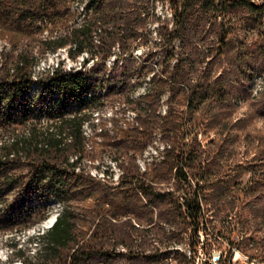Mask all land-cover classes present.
Here are the masks:
<instances>
[{
  "label": "trees",
  "instance_id": "1",
  "mask_svg": "<svg viewBox=\"0 0 264 264\" xmlns=\"http://www.w3.org/2000/svg\"><path fill=\"white\" fill-rule=\"evenodd\" d=\"M158 1L169 3L173 27L162 23L158 28L159 45L163 42L168 48L159 61L164 73L151 71L149 78L135 51L147 43L142 28L148 16L156 15ZM262 1L0 0V38L5 39L0 50V234H17L8 243L11 256L20 264H31L20 244L21 235L45 219L34 213L52 200L61 204L62 211L53 226L36 237L40 249L34 264H166L169 260L187 264L184 252L174 245L183 244L188 233L194 257L205 250L211 258L224 242L230 245L225 261L240 249L230 240L232 231L225 223L214 220L219 208L207 192L215 179L206 146L197 137L176 146L172 141L185 131L180 128L184 124L172 118V107L164 116L158 108L165 93L175 89L183 91L191 117L206 107L228 108L251 93L247 82L255 72L245 68L242 52L229 70L215 74L213 67L228 46L224 30L230 12L246 8L258 15L263 28ZM209 24L217 26L216 38L190 48L195 35ZM43 29L49 35L34 40ZM61 49L72 61L83 57L80 70H66L62 60L54 68L38 71L43 58ZM257 52L252 57H258L264 81V44ZM144 85L147 91L138 102H144L143 107L132 110L136 123L117 133L134 153L133 168L117 164L121 168L117 184L87 172L82 163L88 146L93 143L94 153L100 145L85 130L93 110L115 102L127 105L128 93ZM251 113L264 118V88L251 104ZM101 133L105 141L110 136L108 130ZM157 134L169 140L164 154L146 162L141 172L137 153L146 150ZM166 168L175 170L172 190L158 188V177ZM254 183L260 182L251 180ZM224 190L219 185L215 193ZM156 227L164 232L155 240L157 246L145 247L147 242L135 246L138 233ZM118 245L123 250H117Z\"/></svg>",
  "mask_w": 264,
  "mask_h": 264
},
{
  "label": "rangeland",
  "instance_id": "2",
  "mask_svg": "<svg viewBox=\"0 0 264 264\" xmlns=\"http://www.w3.org/2000/svg\"><path fill=\"white\" fill-rule=\"evenodd\" d=\"M254 1L259 2L261 0ZM155 10L156 15L148 16L146 24L142 28L143 39L147 43H143L135 51L138 65L143 68V74L149 78L152 76L151 71L159 75L164 73L159 61L168 48L167 45L162 46L163 42L159 45L158 28L162 23L169 25L170 29L173 27L169 3L164 4L158 1ZM257 17L256 13L246 8L233 9L230 12L224 30L228 46L225 54L217 59L213 67L215 74L229 70L235 62L237 54L242 52V56L245 57V68L255 72L253 80L247 82L250 85L251 93H247L245 99L235 100L230 107L222 108L220 111L206 107L191 117L187 114V103L183 91L175 89L174 92L165 93L158 108V113L164 116L166 110L172 107V118L176 120L177 124H184L180 128L185 131L179 132L172 141L176 146H181L183 140L189 142L196 137L200 143L206 146L205 157L208 159L207 164L211 170L210 173L215 179L211 185H208L207 192L211 201L219 208L214 213L216 217L214 220L219 222L222 220L232 231L229 233L230 240L238 242L240 246V249L234 250L232 257L228 256L225 264H264V160H262L264 159V118L251 113V104L259 97L264 88V81L260 76L259 59L252 57V54H257L258 48L264 44V26L261 28L260 19ZM217 31V26L209 24L204 28L203 33L200 32L195 35V40L191 42L192 45L189 43V47L195 50L196 42L203 43L216 38ZM36 33L38 35L34 37V40L41 38L39 37L41 35L48 36L50 31L43 29ZM28 41L26 40L24 43ZM4 44L5 39L1 37L0 50ZM176 44L179 45V42ZM62 60L66 70H80L83 63L82 56L76 61H72L68 58L66 49H61L58 54H49L43 58L38 71L49 66L54 68ZM210 61L211 59L208 60V62ZM242 83L244 80H241V85ZM147 88V85H144L130 91L128 95L131 101L127 105L115 102L99 105L93 110L92 121L85 126V130L100 145L97 152L94 153L91 152L93 143L90 142V146H88L87 152L89 154L85 156L82 163L87 172L117 184L121 175V168L117 164L123 163L125 167L133 168L131 159L134 153L128 151V147L123 141L118 140L117 133L136 123V116L132 110L143 107L144 102H141V105L138 102L145 95ZM239 89L242 88L239 86ZM247 115L249 116L245 122L236 123L237 120L246 118ZM223 124L226 125L222 126ZM102 129L108 130L110 133L106 141L101 135ZM168 141V139H161V136L157 134L154 142L146 150L137 153V164L141 172L146 170V162H151L153 157L159 158L164 154ZM174 173L175 170L172 172L167 168L163 169L158 177L161 182L158 188L172 190ZM251 180L260 183L258 186L255 183L251 185ZM219 185L224 186L225 190L221 193H215ZM61 211L62 206L57 200L50 201L47 208H40L34 213L36 218L45 219L21 235L20 244L26 250V257H30L29 262L31 264L37 263L39 257L40 246L36 237L50 228L49 224H46L47 221L55 214L59 215ZM240 222H242L243 228L238 227ZM16 235L13 231L0 234L1 264H9L10 260H15L14 264H20L19 259L11 256L12 251L8 247V243ZM163 236L164 232L157 227L149 233H138V241L135 246L145 242H147L145 247L147 245L157 246L158 242L155 240ZM243 238L245 241L252 238L255 243L249 244L245 241L241 243ZM191 240L192 235L188 233L184 236L183 244L174 245L184 252L185 263H209L210 255H207L205 250H200L196 257H194V252L190 253ZM227 248H230V245L224 242V247L221 250H214L217 255L227 256L225 252ZM117 250H123V246L118 245ZM241 250H245L246 253H242ZM249 256H252L253 259L251 260ZM166 264L180 263L169 260Z\"/></svg>",
  "mask_w": 264,
  "mask_h": 264
},
{
  "label": "built area",
  "instance_id": "3",
  "mask_svg": "<svg viewBox=\"0 0 264 264\" xmlns=\"http://www.w3.org/2000/svg\"><path fill=\"white\" fill-rule=\"evenodd\" d=\"M225 262V256H223V254H216V252H214L211 255V258L209 259V263L207 264H224Z\"/></svg>",
  "mask_w": 264,
  "mask_h": 264
},
{
  "label": "water",
  "instance_id": "4",
  "mask_svg": "<svg viewBox=\"0 0 264 264\" xmlns=\"http://www.w3.org/2000/svg\"><path fill=\"white\" fill-rule=\"evenodd\" d=\"M264 3V0L262 1V4ZM57 214H55L54 216H52L47 222H48V224L50 225V224H54L55 222H56V220H57ZM47 224V223H46Z\"/></svg>",
  "mask_w": 264,
  "mask_h": 264
},
{
  "label": "bare ground",
  "instance_id": "5",
  "mask_svg": "<svg viewBox=\"0 0 264 264\" xmlns=\"http://www.w3.org/2000/svg\"><path fill=\"white\" fill-rule=\"evenodd\" d=\"M47 224H48V222H47ZM52 226H53V224H50V225H49L50 228H51Z\"/></svg>",
  "mask_w": 264,
  "mask_h": 264
}]
</instances>
